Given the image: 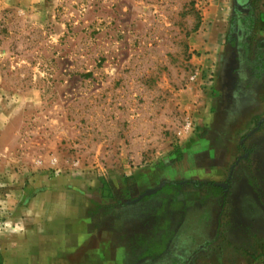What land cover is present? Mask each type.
<instances>
[{"label": "rangeland", "instance_id": "374dc122", "mask_svg": "<svg viewBox=\"0 0 264 264\" xmlns=\"http://www.w3.org/2000/svg\"><path fill=\"white\" fill-rule=\"evenodd\" d=\"M242 8L0 0V264H264V0Z\"/></svg>", "mask_w": 264, "mask_h": 264}, {"label": "trees", "instance_id": "16d2710c", "mask_svg": "<svg viewBox=\"0 0 264 264\" xmlns=\"http://www.w3.org/2000/svg\"><path fill=\"white\" fill-rule=\"evenodd\" d=\"M100 197L102 201H115L116 203H121L122 199L119 198L116 189L113 187L112 183L105 178H100Z\"/></svg>", "mask_w": 264, "mask_h": 264}, {"label": "flooded vegetation", "instance_id": "af4514ba", "mask_svg": "<svg viewBox=\"0 0 264 264\" xmlns=\"http://www.w3.org/2000/svg\"><path fill=\"white\" fill-rule=\"evenodd\" d=\"M250 0H235V5L239 9H243L242 7H246Z\"/></svg>", "mask_w": 264, "mask_h": 264}, {"label": "crops", "instance_id": "0c3cea01", "mask_svg": "<svg viewBox=\"0 0 264 264\" xmlns=\"http://www.w3.org/2000/svg\"><path fill=\"white\" fill-rule=\"evenodd\" d=\"M250 2V1H249ZM262 18L264 19V12L262 13Z\"/></svg>", "mask_w": 264, "mask_h": 264}]
</instances>
